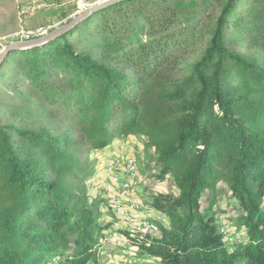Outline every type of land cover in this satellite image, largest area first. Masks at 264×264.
Segmentation results:
<instances>
[{
	"label": "trees",
	"instance_id": "trees-1",
	"mask_svg": "<svg viewBox=\"0 0 264 264\" xmlns=\"http://www.w3.org/2000/svg\"><path fill=\"white\" fill-rule=\"evenodd\" d=\"M237 1L123 0L68 30L61 45L49 41L47 55L25 60L24 74L75 136L0 124V264H47L51 252L62 256L56 264L96 260L111 221L100 220L107 201L86 185L88 156L130 136L154 149L153 177L171 176L177 189L148 202L169 217L160 234L126 232L138 255L162 264H264V56L230 50L225 32L233 19L245 43L264 53V0L242 12ZM198 40L203 56L187 64ZM83 43L104 44L115 64L78 53ZM18 139L39 160L24 158ZM220 184L239 203L230 220L245 225L244 243L220 232Z\"/></svg>",
	"mask_w": 264,
	"mask_h": 264
},
{
	"label": "rangeland",
	"instance_id": "rangeland-1",
	"mask_svg": "<svg viewBox=\"0 0 264 264\" xmlns=\"http://www.w3.org/2000/svg\"><path fill=\"white\" fill-rule=\"evenodd\" d=\"M107 0H0V54L6 50L12 43L33 40L44 37L51 32L68 24L80 12L92 8ZM237 11L242 12L249 0H238ZM213 14L218 16L220 8L213 9ZM85 20V19H84ZM240 23L233 22L230 19V25L225 29L228 38L227 46L235 53L244 55L248 60L256 57H263L264 53L257 49H251L245 43L246 34L239 26ZM72 28H75L72 27ZM70 28V29H72ZM62 31L59 35L49 41L59 40L68 30ZM73 31L67 37V42L74 38ZM34 45L24 49H15L10 51L0 62V124L5 126H15L18 128L29 129L39 132H49L56 136H66L72 134L75 136V128L69 124L63 123L56 114L55 108L48 106L44 92L36 87L28 76L24 74L26 69V59L40 54H48L49 47L44 48L49 42ZM72 44V43H69ZM74 44V42H73ZM87 44L89 47L82 48ZM77 48V52L90 57L101 64H115L113 56L104 44L92 46L90 43H83ZM206 42L198 40L194 50L186 56V63L199 61L203 56ZM49 63L44 64L48 67ZM22 66V67H21ZM54 66L50 62V67ZM232 71H235L230 66ZM44 80V79H43ZM222 84L226 80L221 79ZM20 151L24 158H33L39 160L37 152H33L32 147L18 139ZM30 152V153H28ZM133 154L137 158L138 176L134 178L133 188L145 205H149L150 197L154 194L177 193L173 178L165 175L163 178L153 177L158 168L155 167L154 149L151 148L143 139L135 136L128 138L117 137L113 144L105 151L90 152L88 162H90V178L86 185L89 187V193L93 196L102 195L107 202L100 209V220L102 222L111 221V212L108 207L107 198L103 197L105 190L102 188L105 182L104 166L112 155ZM208 192L202 198V207L206 208V199ZM218 220L221 224L229 226L231 229H240L246 232V227L230 218H236L239 214V203L231 197V193L225 185H219L217 197ZM109 229V228H108ZM104 231L101 236V244L98 246V255L96 260H91L92 264H107L115 259H123L134 253V247L123 238H113L110 232ZM51 252L47 258V264H55Z\"/></svg>",
	"mask_w": 264,
	"mask_h": 264
},
{
	"label": "built area",
	"instance_id": "built-area-1",
	"mask_svg": "<svg viewBox=\"0 0 264 264\" xmlns=\"http://www.w3.org/2000/svg\"><path fill=\"white\" fill-rule=\"evenodd\" d=\"M105 182L104 196L108 200L111 214V225L108 229L111 237L123 238L128 242L126 232H135L140 235H157L162 226L169 225V217L166 213L156 210L150 205H145L138 193L133 188L134 178L138 176L137 158L133 154L112 155L104 166ZM220 232L228 243H244L247 241V233L231 229L222 224ZM134 253L123 259H115L107 264H162L160 259L154 256H140ZM62 260L61 254L55 253L53 262L56 264ZM92 264V263H87Z\"/></svg>",
	"mask_w": 264,
	"mask_h": 264
},
{
	"label": "water",
	"instance_id": "water-1",
	"mask_svg": "<svg viewBox=\"0 0 264 264\" xmlns=\"http://www.w3.org/2000/svg\"><path fill=\"white\" fill-rule=\"evenodd\" d=\"M123 0H107L105 2H102L92 8L86 9L82 12H80L76 17H74L68 24H65L63 27L51 32L50 34L38 38V39H33V40H26V41H22V42H15L12 43L6 50H4L1 54H0V62L7 56V54L15 49H24V48H28L34 45H39V44H43L49 40H51L52 38L56 37L57 35H59L62 31L66 30V29H70L74 26H76L77 24H79L81 21H83L84 19L88 18L91 14L100 11L102 9H105L111 5H114L118 2H121Z\"/></svg>",
	"mask_w": 264,
	"mask_h": 264
}]
</instances>
